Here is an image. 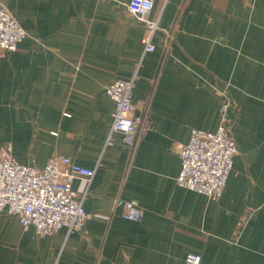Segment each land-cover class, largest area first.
<instances>
[{
	"label": "crops",
	"instance_id": "1",
	"mask_svg": "<svg viewBox=\"0 0 264 264\" xmlns=\"http://www.w3.org/2000/svg\"><path fill=\"white\" fill-rule=\"evenodd\" d=\"M130 0H0L28 35L0 49V152L43 168L53 155L95 170L73 188L91 216L81 231L37 236L0 211V264H264V0H156L146 49ZM135 77V148L107 144L106 86ZM143 104L140 107L138 104ZM228 102L239 153L219 198L180 186L178 146L215 131ZM118 200H136L141 220Z\"/></svg>",
	"mask_w": 264,
	"mask_h": 264
},
{
	"label": "built area",
	"instance_id": "2",
	"mask_svg": "<svg viewBox=\"0 0 264 264\" xmlns=\"http://www.w3.org/2000/svg\"><path fill=\"white\" fill-rule=\"evenodd\" d=\"M156 0H130L128 12L141 20L147 30V50L155 47L151 38L159 22L150 16ZM28 35L13 13L0 6V49L14 51ZM135 77L116 78L106 86L114 100L113 123L107 144L114 143V133H121L123 142L135 148L150 128L146 114H135L132 91ZM143 106L142 102L138 104ZM229 103L221 106V122L215 131L193 128L187 143L178 146L181 170L176 178L180 186L219 198L227 184L238 146L228 128ZM11 148L0 152V211L17 215L24 228L35 227L37 236L53 234L65 227L70 233L83 230L91 214L83 205V197L73 188L76 178L91 180L95 170L74 162L64 155H53L43 168L19 162ZM126 219L141 220L143 207L136 200H118ZM185 264H204L202 254L190 252Z\"/></svg>",
	"mask_w": 264,
	"mask_h": 264
}]
</instances>
